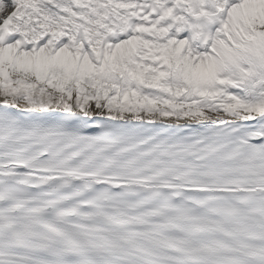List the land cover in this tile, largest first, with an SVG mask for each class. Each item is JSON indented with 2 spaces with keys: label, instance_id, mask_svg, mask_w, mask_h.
I'll return each mask as SVG.
<instances>
[{
  "label": "snow or ice",
  "instance_id": "obj_1",
  "mask_svg": "<svg viewBox=\"0 0 264 264\" xmlns=\"http://www.w3.org/2000/svg\"><path fill=\"white\" fill-rule=\"evenodd\" d=\"M0 264H264V0H0Z\"/></svg>",
  "mask_w": 264,
  "mask_h": 264
},
{
  "label": "bare ground",
  "instance_id": "obj_2",
  "mask_svg": "<svg viewBox=\"0 0 264 264\" xmlns=\"http://www.w3.org/2000/svg\"><path fill=\"white\" fill-rule=\"evenodd\" d=\"M169 120H171V121H174V119L173 118H168Z\"/></svg>",
  "mask_w": 264,
  "mask_h": 264
},
{
  "label": "rangeland",
  "instance_id": "obj_3",
  "mask_svg": "<svg viewBox=\"0 0 264 264\" xmlns=\"http://www.w3.org/2000/svg\"><path fill=\"white\" fill-rule=\"evenodd\" d=\"M174 119V118H173Z\"/></svg>",
  "mask_w": 264,
  "mask_h": 264
}]
</instances>
